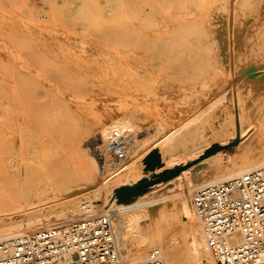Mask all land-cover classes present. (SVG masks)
<instances>
[{
    "label": "rangeland",
    "instance_id": "374dc122",
    "mask_svg": "<svg viewBox=\"0 0 264 264\" xmlns=\"http://www.w3.org/2000/svg\"><path fill=\"white\" fill-rule=\"evenodd\" d=\"M239 31L244 37L236 39ZM184 44L188 45L185 49ZM239 47L248 50L238 52ZM261 57L264 59V0H0V178L22 161L28 166L46 163L42 173L30 171L35 176L28 187L39 181L37 185L44 189L80 190L87 184L85 165L109 155L108 144L117 131L127 137L126 149L119 163L108 156L110 170L128 158L140 161L144 172L151 171L150 161L155 167L175 166L184 160L189 144L158 163L146 157V149L141 146L144 133L150 127L178 124L191 126L194 137L206 114L234 101L251 67L259 62L256 72L264 75ZM69 83L79 88H70L73 85ZM89 91L97 99H106L107 109L91 112L93 119L101 117L102 121L78 127L83 135H67V128L60 126L54 141L47 138L37 118L27 117L31 140L23 137L22 127L3 121L11 116L5 102L10 93L29 94L38 104L49 92H83V101L76 100L77 93L75 98L76 105L82 106ZM28 112L20 115L27 116ZM89 136L100 137L92 141ZM59 154L70 165L64 161L49 168L48 159H56ZM10 161H16L17 166ZM132 162H128V168ZM145 233L144 229L132 232L130 246L139 243ZM209 253L213 259L211 250Z\"/></svg>",
    "mask_w": 264,
    "mask_h": 264
},
{
    "label": "bare ground",
    "instance_id": "6f19581e",
    "mask_svg": "<svg viewBox=\"0 0 264 264\" xmlns=\"http://www.w3.org/2000/svg\"><path fill=\"white\" fill-rule=\"evenodd\" d=\"M195 30L197 29L195 28ZM185 31H188V28ZM234 37L241 38L244 37V34L239 31ZM184 45L186 46L184 49L188 47V45ZM179 49L183 48L180 46ZM244 50H248V48L239 47L237 51L243 52ZM177 57L178 55L172 60ZM263 60L260 63L263 64ZM258 64L259 62L256 65L253 64L254 67L250 68L248 80L239 89L237 87L239 92L234 95V101L226 105L223 104L219 111L215 110L206 114L204 120L198 124L197 129L199 126L200 129L194 137V132L189 131L191 126L166 125L162 121L159 123L166 125L165 127L158 125V129L156 126L154 129L151 127L146 129L147 131L141 139V146L145 147L146 157L149 160L160 163L173 152L184 148L185 144H189L187 154L183 157L184 160L175 166L163 164L161 167H155L150 161L151 168L149 170L151 171L144 172L140 161L128 158L112 171L109 164L111 159L109 158V161V155L106 154L85 165L84 179L87 184L82 189L52 188L49 190L38 186L39 181L35 182L38 185L28 187L29 181L32 182V178L35 176V173L30 171L36 170L38 173H42L46 163L39 164V166H28L22 161V165L20 164L14 171H8L6 176L0 178V238L21 235L31 230L66 223L77 218L107 214L111 218L120 255L125 263L140 261L146 258L151 250L159 249L165 256L166 264H216L214 257L212 259L209 253L210 248L206 243L199 216L193 206L192 195L195 190L205 184L264 163V75H258L256 72ZM18 79L20 80V78ZM69 80L70 78L67 79L68 82ZM65 83L66 81L62 84ZM72 83H69V86ZM11 85L14 86L13 83ZM74 86L77 85L70 88H75ZM115 88L117 89V87ZM70 92L66 94L53 92L50 94L49 92L46 99L39 101L38 104L35 97H31L29 94L26 96L16 92L10 93L6 95L5 102L11 116H7L3 121L22 127V132L25 135L23 137L31 140L33 136L27 127L31 124L27 117L37 118L45 128L43 132L48 136L47 138L54 141L56 140L55 136L59 135V129L56 128L60 126L67 128L66 131L62 129L65 133L67 132V135H83L78 127L90 124L94 120L101 122V117L93 119L94 115L91 112H100L106 108V99L101 97V100L100 96L97 99L94 95L91 96L89 91L88 99L85 98L87 103L84 102L85 105L78 106L75 103L77 92ZM94 93L97 94V92ZM101 93L99 94L101 95ZM34 95L35 93L32 94V96ZM77 95L80 99L76 100L83 101L78 93ZM121 96H123L122 93ZM107 103L110 106L111 103ZM116 103L120 104L117 100ZM38 108L40 111L35 112ZM22 112H28L29 115L21 116ZM130 121L132 120L130 119ZM135 121L137 120L135 119ZM135 125H137L136 122ZM48 126H54L55 129L50 130ZM19 132L21 133V130ZM112 136L110 135V140ZM92 137L89 136V138ZM99 137L92 138V141ZM20 146L22 147V145ZM59 152L62 151L59 150ZM19 155L21 156L22 153ZM70 157L72 158V156ZM12 158L14 159V156ZM78 159L77 162L82 157L79 161ZM64 161L66 162L68 159ZM64 161L59 154L56 159H48L47 165L49 168H54L61 166ZM129 161H133L130 168H128ZM13 164L17 166L16 161ZM56 193L59 195H52ZM96 201L99 203H95ZM104 207L108 208L102 209ZM182 227H184V231L181 230ZM140 229H144L146 233L143 238L138 237L141 240L139 243L130 246L128 243L130 234L134 231L136 233Z\"/></svg>",
    "mask_w": 264,
    "mask_h": 264
},
{
    "label": "built area",
    "instance_id": "2783aa9c",
    "mask_svg": "<svg viewBox=\"0 0 264 264\" xmlns=\"http://www.w3.org/2000/svg\"><path fill=\"white\" fill-rule=\"evenodd\" d=\"M126 141L117 131L108 144L109 155L118 163ZM192 202L216 264H264V163L199 187ZM0 264L166 261L159 249L137 262L122 261L111 218L99 214L0 238Z\"/></svg>",
    "mask_w": 264,
    "mask_h": 264
}]
</instances>
